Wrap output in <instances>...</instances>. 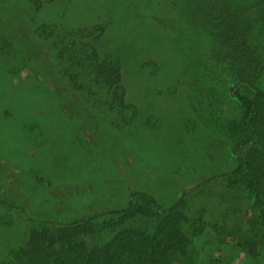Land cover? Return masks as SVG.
Segmentation results:
<instances>
[{
    "label": "rangeland",
    "instance_id": "1",
    "mask_svg": "<svg viewBox=\"0 0 264 264\" xmlns=\"http://www.w3.org/2000/svg\"><path fill=\"white\" fill-rule=\"evenodd\" d=\"M189 1L54 0L32 21L35 27L62 14L77 26H103L97 51L119 59L124 99L135 109L131 123L118 130L105 116L87 125L56 89L37 84V52L29 57L20 40L31 49L42 44L27 25L30 15L17 27L6 16L0 19V258L19 247L28 226L37 225L22 218L23 207L53 230L76 224L55 242L50 238L45 253L73 242L98 245L135 229L151 237L153 255L179 245L177 235L184 252L166 250L172 257L190 254L195 264H262V250L256 257L234 250L249 212L240 174L228 173L235 165L230 133L238 132L230 123L229 62L206 55L204 35L185 22ZM8 24L15 28L10 34L2 29ZM253 25L246 39L264 82V29ZM138 191L163 210L179 197L181 202L148 215L134 196L129 213H108L127 207L129 194ZM166 216L176 220L175 227ZM78 217L85 220L69 223Z\"/></svg>",
    "mask_w": 264,
    "mask_h": 264
},
{
    "label": "trees",
    "instance_id": "2",
    "mask_svg": "<svg viewBox=\"0 0 264 264\" xmlns=\"http://www.w3.org/2000/svg\"><path fill=\"white\" fill-rule=\"evenodd\" d=\"M52 1L0 0V19L6 16L17 27L21 26L22 16L30 15L27 25L35 29L42 39L39 47L31 49L29 43L19 37L24 44L25 54L34 57L33 52H37L38 57L35 58L39 67L34 71L37 84L56 89L63 100L74 105L70 107L78 112L82 121L86 119L87 125L98 124L97 120L102 116L107 117L104 120L112 129L118 130L130 124L135 117V109L133 104L124 99L119 59L112 54H100L96 48L95 40L103 29L102 25L77 26L67 16L60 14L53 21H40V24L32 27L37 13ZM241 1L190 0L185 22L188 27L199 29L204 35L208 57L229 62L232 85L228 89L234 97L235 114L230 123L231 128L238 132L230 133L234 140L231 152L235 165L228 173L240 174L237 181L241 182L245 191L249 212L246 229L236 238L234 250L256 257L259 250L264 253V229H261L264 228V82L259 77L262 68L259 59L250 48L246 36H249L248 31L254 22L256 25L260 23L264 29V0ZM20 2L25 7L18 9L16 3ZM248 9H252V12L248 13ZM2 29H10L4 31L10 34L11 29L15 28L8 24ZM3 37V34L0 35V41ZM61 98L59 100L62 102ZM246 146L247 151L243 153L242 148ZM134 196L141 201V208L148 215L169 212L181 202L179 197L163 210L152 196L138 191L129 194L127 207L112 209L108 213H129L128 207H132ZM20 210L23 219L37 225L26 228L22 243L16 250L3 255L0 264H195L190 254L183 259L178 258V255L172 257L166 254V250L173 248L184 252L177 235L178 246H166L158 255H153L151 237L143 236L135 229L121 230L98 245L73 242L45 253L41 249L50 238L55 242L61 232L73 230L75 223L85 218L71 220L69 223L75 224H71L72 227L53 230L47 225L48 221L28 217L23 207ZM174 220L168 218L165 222L175 227ZM184 221L189 225L188 218H184ZM169 236L173 234H165L163 240H169ZM155 243L159 245L161 240ZM38 250L41 254L34 260L31 253Z\"/></svg>",
    "mask_w": 264,
    "mask_h": 264
}]
</instances>
